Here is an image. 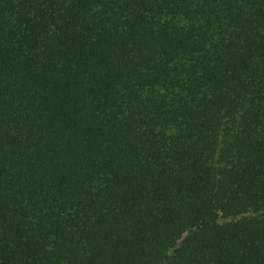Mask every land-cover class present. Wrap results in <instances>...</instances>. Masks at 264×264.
Segmentation results:
<instances>
[{
	"label": "trees",
	"instance_id": "1",
	"mask_svg": "<svg viewBox=\"0 0 264 264\" xmlns=\"http://www.w3.org/2000/svg\"><path fill=\"white\" fill-rule=\"evenodd\" d=\"M0 264H264V0H0Z\"/></svg>",
	"mask_w": 264,
	"mask_h": 264
}]
</instances>
